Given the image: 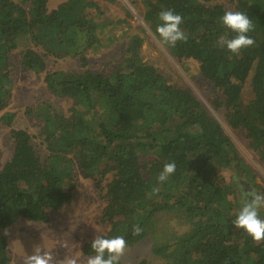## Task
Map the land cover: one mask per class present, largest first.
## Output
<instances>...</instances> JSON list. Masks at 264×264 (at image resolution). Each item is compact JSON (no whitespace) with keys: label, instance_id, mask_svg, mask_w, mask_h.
Listing matches in <instances>:
<instances>
[{"label":"trees","instance_id":"16d2710c","mask_svg":"<svg viewBox=\"0 0 264 264\" xmlns=\"http://www.w3.org/2000/svg\"><path fill=\"white\" fill-rule=\"evenodd\" d=\"M232 1L234 9L212 0H149L144 19L159 37L162 10L182 15L187 41L165 45L178 58L194 59L222 91L224 99L213 103L226 108L232 127L246 130L249 146L264 163V0ZM228 10L246 13L254 24L248 35L255 44L238 55L220 46L221 37L236 35L221 22ZM110 24L95 0H65L52 9L49 0H0V111L13 94L14 50L20 49L22 64L35 71L45 68L48 55L78 56L84 68L44 75L53 95L71 99L68 115L46 102L28 109L43 120L37 137L45 156L34 146V135L11 128L13 152L0 169V264L10 261L3 230L20 218L48 222L49 211L73 198L76 165L107 199L101 220L108 229L102 236H124L132 246L151 235L162 264H264V241H254L232 223L242 207V200L233 198L235 187L249 189L243 179L254 174L198 96L142 60L139 35L130 38L109 74L87 67L84 48ZM248 78L252 98L245 101ZM170 162L175 172L159 182ZM172 212L186 229L156 231V217ZM260 215L264 218V208ZM137 225L142 232L134 235ZM93 240L82 247L87 256L94 255Z\"/></svg>","mask_w":264,"mask_h":264},{"label":"rangeland","instance_id":"374dc122","mask_svg":"<svg viewBox=\"0 0 264 264\" xmlns=\"http://www.w3.org/2000/svg\"><path fill=\"white\" fill-rule=\"evenodd\" d=\"M20 2L21 0H15ZM65 0H49V8H55ZM101 10L113 20V24L100 28L96 32L97 39L84 48L88 59L87 67L97 73L109 74L121 61L126 52L130 38L139 35L143 39L140 54L144 62L154 65L171 82L188 87L205 104L210 113L221 124L224 132L230 137L244 162L251 167L254 177L244 178L246 187L236 186L233 198L240 196L237 189L250 192L255 190L264 195V163L260 161L256 151L249 146L246 130L234 128L227 119L224 106L216 107L214 99H224L220 89L215 87L200 72L198 63L192 58H178L150 29L144 19L146 4L149 0H95ZM222 3L228 9H234L232 0H212ZM25 6L27 3L24 4ZM42 51V50H40ZM43 52V51H42ZM45 68L35 71L25 67L21 62L20 49L11 54V79L13 94L9 105L0 111V169L13 152L11 128H23L30 132L33 144L40 155L45 156L46 150L39 135L43 120L28 109L35 108L39 103L46 102L65 114L70 113L71 99L53 95L44 82V75L51 70L82 72L80 58L74 55L44 56ZM242 95L245 101L252 98L250 78L244 84ZM10 122L3 120L10 118ZM231 175V170L226 172ZM77 186L73 198L60 209L49 211L48 222H34L25 218L3 230L8 241L10 261L7 264H23L26 256L33 254L34 245H44L57 260L68 256H78L81 264H86L88 257L82 251L85 242L103 234L108 225L101 220L102 210L107 203L103 193L92 177L84 175L78 165L75 167ZM239 207V205H237ZM241 210V207H239ZM156 231L174 230L182 233L186 227L174 212L156 217ZM7 232V234H6ZM153 236L149 235L127 246L122 264H162L163 258L152 251Z\"/></svg>","mask_w":264,"mask_h":264},{"label":"clouds","instance_id":"9594fccd","mask_svg":"<svg viewBox=\"0 0 264 264\" xmlns=\"http://www.w3.org/2000/svg\"><path fill=\"white\" fill-rule=\"evenodd\" d=\"M159 21L156 32L163 43L175 47L178 42L187 41V36L181 28L184 22L182 15L172 9L162 10L159 13ZM221 22L236 33L231 39L221 37V47H226L231 53L238 55L242 49L255 44V40L248 35L254 30V24L246 13L228 10L223 14ZM175 170V162L166 163L158 176V181H166ZM153 192H159V188L154 187ZM241 203V210L232 223L236 228L246 231L254 241H264V218H261L260 215V210L264 208V195L255 190L244 191ZM141 232L142 229L139 225L134 227V235H139ZM91 248L94 255H89L86 258V264H121V259L127 249V241L124 236L106 238L97 235ZM23 264H81V261L78 256L68 255L63 260H57L43 244H38L34 245L33 254L24 258Z\"/></svg>","mask_w":264,"mask_h":264}]
</instances>
